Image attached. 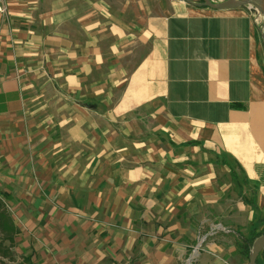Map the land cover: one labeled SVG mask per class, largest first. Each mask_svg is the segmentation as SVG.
Wrapping results in <instances>:
<instances>
[{
    "label": "crops",
    "instance_id": "1",
    "mask_svg": "<svg viewBox=\"0 0 264 264\" xmlns=\"http://www.w3.org/2000/svg\"><path fill=\"white\" fill-rule=\"evenodd\" d=\"M254 1L263 15L0 0V197L17 228L0 264H248L264 227Z\"/></svg>",
    "mask_w": 264,
    "mask_h": 264
},
{
    "label": "water",
    "instance_id": "2",
    "mask_svg": "<svg viewBox=\"0 0 264 264\" xmlns=\"http://www.w3.org/2000/svg\"><path fill=\"white\" fill-rule=\"evenodd\" d=\"M190 3L208 6L215 9H226L232 8L240 5H247L251 10L255 11L258 14L263 15V11L261 6L255 2L254 0H201V1H193V0H186ZM264 247V231L257 235L249 248L248 253V264H257V257L260 251ZM192 254L189 256L187 264H191Z\"/></svg>",
    "mask_w": 264,
    "mask_h": 264
},
{
    "label": "trees",
    "instance_id": "3",
    "mask_svg": "<svg viewBox=\"0 0 264 264\" xmlns=\"http://www.w3.org/2000/svg\"><path fill=\"white\" fill-rule=\"evenodd\" d=\"M263 231L264 227L248 241L247 245L243 247L246 256H248L249 248L253 239ZM16 232L17 228L13 222V219L7 211L4 201L0 197V256L7 258V260H12V252L10 247L14 243V236ZM256 262L258 264V261Z\"/></svg>",
    "mask_w": 264,
    "mask_h": 264
},
{
    "label": "built area",
    "instance_id": "4",
    "mask_svg": "<svg viewBox=\"0 0 264 264\" xmlns=\"http://www.w3.org/2000/svg\"><path fill=\"white\" fill-rule=\"evenodd\" d=\"M3 10V7H2V5L0 4V11H2Z\"/></svg>",
    "mask_w": 264,
    "mask_h": 264
}]
</instances>
